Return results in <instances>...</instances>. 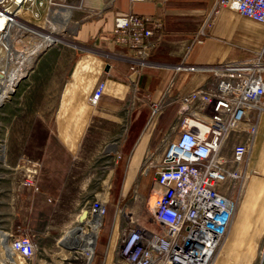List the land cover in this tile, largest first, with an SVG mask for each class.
<instances>
[{"label": "built area", "instance_id": "obj_1", "mask_svg": "<svg viewBox=\"0 0 264 264\" xmlns=\"http://www.w3.org/2000/svg\"><path fill=\"white\" fill-rule=\"evenodd\" d=\"M14 1L0 0V14ZM52 3L21 0L18 9L37 16L38 7ZM223 7L264 26V0H214L212 12ZM203 31L202 26L198 35ZM162 32L161 20L152 15L114 16L112 39L127 49L119 56L129 62L132 83L144 66L153 64L149 55ZM184 68L209 74L208 81L191 90H173L169 84L152 104L151 114L169 104L177 108L176 123L165 134L172 138L166 140L156 163H146L142 169L146 174L150 166L155 168L152 221L137 223L128 211L121 215L111 264H211L229 231L250 172L246 158L264 112V40L248 58ZM103 89L104 82L97 81L89 103L96 104ZM19 163L25 168L21 185L37 190L40 163L25 158ZM107 202L105 194L93 196L79 237L62 243L61 236L46 256L25 229L8 231L7 255H18L25 264H92ZM254 264H264V237Z\"/></svg>", "mask_w": 264, "mask_h": 264}, {"label": "crops", "instance_id": "obj_2", "mask_svg": "<svg viewBox=\"0 0 264 264\" xmlns=\"http://www.w3.org/2000/svg\"><path fill=\"white\" fill-rule=\"evenodd\" d=\"M213 3L214 0H53L50 6L38 7V10L47 8L59 19L62 16L69 17L68 22L76 24L73 35L76 41L119 53L127 52V49L117 45L112 39L113 19L117 13L152 15L161 20L163 25L161 39L149 57L163 64L144 66L136 81L138 88L150 96L153 104L161 99L169 84H173V90H191L207 83L209 74L188 70L184 65L216 64L222 61L245 59L262 44L264 26L256 31L233 32L229 27L230 16L232 13L240 15L224 7L214 13L211 28L205 27L204 35H200V40H197L199 29L205 24ZM60 9H64L62 13L58 12ZM17 21L21 22L20 29L27 30L28 22L17 17L16 21H10L7 31L20 30ZM61 42L79 46L70 40ZM118 55L109 56L93 49H83L81 52L73 53L69 72L59 89L52 122L45 133V138L51 139L58 149L63 151L69 162L79 158L81 145L91 122L96 118H106L105 116L110 112H114V107L119 106L120 101L128 93L131 83L129 62ZM97 81L104 82V89L97 103L93 105L89 103L88 95ZM165 113L160 110L156 114H151L150 108L148 116L137 115L133 119L137 123L132 122L129 125L127 133L133 130V134L125 137V142L123 141L119 146L121 155L126 157L122 177L123 193L127 190H124L123 186L129 187L132 184L144 155L155 147L152 143L156 132L166 127L167 121L163 122ZM128 140L129 143L125 145ZM47 152L52 153V150L48 149ZM57 164L58 162L55 161V165ZM246 166L250 172L239 205L225 242L213 264H253L263 240L264 112L260 113L253 143L246 158ZM55 176L60 175L55 173ZM25 189H29L31 196H37L38 199L41 197V201L46 198L50 209L57 208L59 199L52 192L55 189L49 194L45 193V189L41 186L37 190ZM3 198L0 197V202L4 201ZM76 201L81 200L78 198ZM35 206L37 207L33 208L31 218L34 225L37 223V234L43 236L49 233L55 234L56 242L62 233L73 231L79 235L83 231L81 227L75 229L67 225L77 219L80 209L67 213L65 218L60 219L61 222L40 225V200ZM27 218L28 214L25 213L21 224L24 225ZM103 228L102 226L97 240L104 244L99 264H111L119 231L116 216L114 215L107 231H103ZM38 249L45 256L52 251L40 247Z\"/></svg>", "mask_w": 264, "mask_h": 264}, {"label": "rangeland", "instance_id": "obj_3", "mask_svg": "<svg viewBox=\"0 0 264 264\" xmlns=\"http://www.w3.org/2000/svg\"><path fill=\"white\" fill-rule=\"evenodd\" d=\"M50 12L51 10L48 11L47 8H43L38 11L37 16L25 10L21 13L19 11L17 15L30 24L47 28ZM214 16L212 11L208 14L207 20L203 24L204 29L205 27L211 28V21ZM60 20L65 22V25L60 27L59 35L79 46H72L67 42L51 41L40 50L33 52L29 62L26 64L24 61L21 66L25 72L19 78L14 89L0 103V148L5 146V157L0 160V197L5 198H3L4 201L0 202V262L3 264H8L7 260L10 257L4 248V235H7L8 231L16 233L23 228L29 232L38 247L44 248L46 251L48 249L53 250L56 235L50 233L45 236L39 235L36 229L37 223L35 225L32 223L33 208L36 209L35 203L39 200L41 202L39 208L40 225L54 224L56 221L61 222L60 219L65 218L67 213L78 209L85 210L88 201L98 193L105 194L108 198L103 231H107L114 215L116 216V224H118L121 215L126 211L132 215L137 223L151 224L152 202L155 197L152 187L155 168L152 166L156 163L166 140L172 138L170 134L165 135L168 131L167 128L170 124L176 123V106L169 104L162 107L161 110L166 112L163 122L167 121V125L165 128L159 129L154 136L152 144L157 147V150L154 151V147L144 155L132 184L129 187L124 185V190H127L123 193L122 177L126 157L121 155L119 146L123 141L125 142V137H130L133 134V130L128 133L127 130L134 117L137 115L138 117L139 115L148 116L152 106L150 96L137 86L136 81L141 75L140 72L136 80L129 84L128 93L120 101L119 106L114 107L115 111L110 112L105 116L106 118H96L91 122L82 142L79 158L69 162L63 151L58 149L51 139L45 138V133L52 122L59 89L69 72L73 53L75 51L81 52L83 49H93L109 56L120 53L105 51L92 44L76 41L73 39L76 24L71 21L68 22L69 17L67 16H62ZM261 26V24L238 16L236 13H232L230 16L229 27L233 29V32L239 30L256 31L261 29ZM198 36L200 38L203 35ZM12 38L17 40L15 42L16 51L22 50L23 53L34 49L38 42L36 35L27 30L20 32L13 30ZM32 46L34 47L32 48ZM2 52L4 50H0V56L3 54ZM28 54L30 52L24 55L27 56ZM149 59L153 64H163L150 57ZM15 65L16 63L11 66ZM132 122L137 123L135 120ZM129 140L125 145L129 143ZM48 149H51L52 153H48ZM21 158L40 163L35 176V184L37 188L39 186L44 188L45 193L48 194L55 189L52 192L59 199L57 208L50 209L46 198H43V202L41 197L38 199L37 196H31L28 192L29 189H25L21 185L25 175V168L17 166L21 165L19 163ZM55 161L58 162L57 165H55ZM117 161H119L118 167H121L122 174L117 196L113 198L110 186ZM150 162L152 166L146 170V174H142L143 165ZM55 173L60 176H55ZM46 196L48 197L47 194ZM78 198H80V202L76 201ZM75 207L76 209H74ZM25 213L28 214V218L25 219L26 225H23L21 221ZM76 221L77 219L67 225L73 226ZM67 234H63L61 242ZM225 239L217 250L214 259L222 248ZM256 258L257 255L253 264ZM92 264H97L96 259Z\"/></svg>", "mask_w": 264, "mask_h": 264}, {"label": "bare ground", "instance_id": "obj_4", "mask_svg": "<svg viewBox=\"0 0 264 264\" xmlns=\"http://www.w3.org/2000/svg\"><path fill=\"white\" fill-rule=\"evenodd\" d=\"M20 1L21 0H15L12 5H10L6 10H4L3 14H0V28H1V30H0V50H4V52H2L3 54L1 55L2 58H0V103L2 102V100L5 97L8 96V93H10L14 89V86L17 84L19 78L25 72V70L21 66L23 65L24 61H26L25 62L26 64L29 62V60L31 59L30 55L33 54V52H35L38 49L40 50L41 48L46 46L51 41L68 40L66 37L59 35L60 27L65 25V23H62L58 17L53 16V12H52L48 16L49 20H48V27L47 28H41V27L35 26L33 24H30L27 21L28 24H27L26 29L33 32L36 35V37L38 38V42L35 45V47L32 46V48L34 47V49H32L31 51L28 50V51H25L24 53L22 50L16 51L15 42L17 40H15V38L11 39L12 30L9 29L7 31V27H8L11 20L16 21L17 17H19L17 14L19 12L18 8H19V2ZM63 10L64 9H60V10H58V12L62 13ZM4 21H5V25L2 24ZM17 23L19 24V29H20V27L22 26L21 22L17 21ZM23 30H25V29H20V30L16 29V32H20ZM29 52H30V54H28L27 56L24 55L25 53H29ZM15 63H16L15 66H11ZM150 125H151V123H149L148 126H150ZM4 148H5V146H2L0 148V151L2 152L0 154V160H3L5 157ZM81 211H83V209L80 210V213H81ZM82 223H83V221H82ZM82 223H79L77 220L76 224L73 225V227L75 229H77L81 226ZM63 234L64 233H62V236H63ZM4 237H5L4 248L6 249L7 248L8 233H7V235H4ZM76 237L77 238L79 237L78 234H75L73 231L72 232L70 231V232H68L67 236L62 241V243H65V242L71 243V241H74V239ZM14 257H15V259H13ZM17 259H20L22 261L17 260ZM213 261H214V258L211 261V264H213ZM0 263L3 264V262H0ZM7 263L8 264H25L24 260L21 257H19L18 255H13L12 258L9 257V260H7Z\"/></svg>", "mask_w": 264, "mask_h": 264}, {"label": "trees", "instance_id": "obj_5", "mask_svg": "<svg viewBox=\"0 0 264 264\" xmlns=\"http://www.w3.org/2000/svg\"><path fill=\"white\" fill-rule=\"evenodd\" d=\"M132 121L130 122V125H131ZM118 162L119 161H117V163H116V167L114 168V172H113V175L111 178L110 190L112 192L113 198H115L117 196V192L119 190L118 188H119V184H120V178H121V174H122L121 167H118L119 166ZM103 224H104V222H103ZM103 248H104V244L97 242L96 250H95V259H96L97 264H99L101 261Z\"/></svg>", "mask_w": 264, "mask_h": 264}, {"label": "water", "instance_id": "obj_6", "mask_svg": "<svg viewBox=\"0 0 264 264\" xmlns=\"http://www.w3.org/2000/svg\"><path fill=\"white\" fill-rule=\"evenodd\" d=\"M107 66V65H106ZM86 209L85 210H83V211H81V213L78 215V217H77V220H78V222L79 223H82V221L84 220V218H85V215H86Z\"/></svg>", "mask_w": 264, "mask_h": 264}]
</instances>
